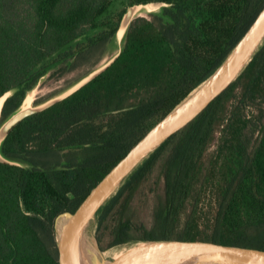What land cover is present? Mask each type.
<instances>
[{
    "label": "trees",
    "instance_id": "obj_1",
    "mask_svg": "<svg viewBox=\"0 0 264 264\" xmlns=\"http://www.w3.org/2000/svg\"><path fill=\"white\" fill-rule=\"evenodd\" d=\"M154 1L170 6L132 20L113 64L8 133L2 153L24 167L0 164V264H58L57 216L73 213L214 73L264 6V0H0V95L16 89L1 121L43 75L59 80L86 67L83 76L110 57L125 8ZM95 240L100 251L133 241L264 251V45L120 187L98 216Z\"/></svg>",
    "mask_w": 264,
    "mask_h": 264
},
{
    "label": "water",
    "instance_id": "obj_2",
    "mask_svg": "<svg viewBox=\"0 0 264 264\" xmlns=\"http://www.w3.org/2000/svg\"><path fill=\"white\" fill-rule=\"evenodd\" d=\"M169 6L168 3L154 1L126 7L114 35L116 51L110 57L104 59L101 64L63 91L36 103L33 101V97L37 86L47 76L43 75L34 87L25 93L20 105L3 121H1V113L4 103L14 94L16 89H9L0 95V164L24 167L21 162L9 159L2 153V145L10 130L26 117L42 112L63 101L98 77L120 55L124 36L132 20L143 13H157ZM263 45L264 6L246 33L214 73L153 126L90 190L73 213L63 212L57 216L55 241L58 249V264H88L81 246L84 230L94 222L96 229L98 216L102 209L127 179L164 141L195 119L216 97L227 89L241 75ZM29 94H31L29 105L23 107ZM60 219H63L64 222L59 238H57V224ZM94 241L97 247L95 237ZM135 242H154L168 246L139 252L118 261L103 258L93 259L92 264H264V251L258 249L222 246L213 243L167 241H133L122 245ZM97 252L103 253L104 251L98 249Z\"/></svg>",
    "mask_w": 264,
    "mask_h": 264
},
{
    "label": "bare ground",
    "instance_id": "obj_3",
    "mask_svg": "<svg viewBox=\"0 0 264 264\" xmlns=\"http://www.w3.org/2000/svg\"><path fill=\"white\" fill-rule=\"evenodd\" d=\"M120 37V35H118ZM31 94L28 95L23 107H27L29 105V102L31 98L29 97ZM64 222V221H63ZM61 223V225L63 224ZM60 225V226H61ZM59 226V227H60ZM58 227V229H59ZM57 229V231H58ZM58 238V237H57ZM92 239V241H91ZM91 241V243H90ZM83 245L88 255L91 257V259H98V258H103L105 260H111V261H118L120 259H123L125 257H128L130 255L143 252V251H148V250H156L160 248L167 247L168 245L166 244H161V243H154V242H135V243H130L127 245H121V246H116L112 247L109 250L104 251L103 253H98L94 249V240L92 238V231L91 234L87 231L84 230L83 232Z\"/></svg>",
    "mask_w": 264,
    "mask_h": 264
},
{
    "label": "rangeland",
    "instance_id": "obj_4",
    "mask_svg": "<svg viewBox=\"0 0 264 264\" xmlns=\"http://www.w3.org/2000/svg\"><path fill=\"white\" fill-rule=\"evenodd\" d=\"M145 15H147V14L143 13L140 16H145ZM101 63H99V64H101ZM85 71H86V67L78 68L74 72H71L70 74H67L66 76H64L63 78H61L59 80L48 79L47 76H46L43 80H41V82L37 86L36 91L34 93L33 101L34 102L43 101V100H46V99L58 94L59 92L63 91L66 87H68L69 85H71L72 83L77 81L78 80L77 78L79 76H81ZM94 224H95V222L91 223L86 229L90 234H91V231H92L93 240H94L95 231H96ZM81 240H82L81 241L82 251L84 253L86 261L88 262V264H92V259L88 255L89 253H87V251L85 250L84 245H83V236H82ZM91 241H92V239H91ZM91 241H90V243H91ZM94 249L96 251L98 250L97 247H96L95 241H94Z\"/></svg>",
    "mask_w": 264,
    "mask_h": 264
}]
</instances>
